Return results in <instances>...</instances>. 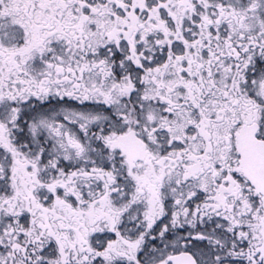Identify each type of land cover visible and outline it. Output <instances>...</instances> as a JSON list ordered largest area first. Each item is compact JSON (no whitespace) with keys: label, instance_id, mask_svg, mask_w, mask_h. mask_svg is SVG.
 Returning <instances> with one entry per match:
<instances>
[{"label":"snow or ice","instance_id":"6c2138e0","mask_svg":"<svg viewBox=\"0 0 264 264\" xmlns=\"http://www.w3.org/2000/svg\"><path fill=\"white\" fill-rule=\"evenodd\" d=\"M0 264H264V0H0Z\"/></svg>","mask_w":264,"mask_h":264}]
</instances>
